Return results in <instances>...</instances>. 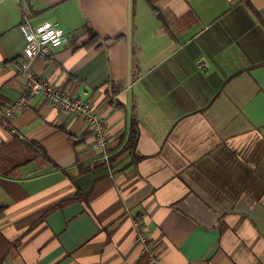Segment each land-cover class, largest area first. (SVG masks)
<instances>
[{"label": "crops", "instance_id": "obj_1", "mask_svg": "<svg viewBox=\"0 0 264 264\" xmlns=\"http://www.w3.org/2000/svg\"><path fill=\"white\" fill-rule=\"evenodd\" d=\"M0 0V106L26 90L20 24L67 34L0 121V264H264V0ZM96 35L99 45H92Z\"/></svg>", "mask_w": 264, "mask_h": 264}, {"label": "built area", "instance_id": "obj_2", "mask_svg": "<svg viewBox=\"0 0 264 264\" xmlns=\"http://www.w3.org/2000/svg\"><path fill=\"white\" fill-rule=\"evenodd\" d=\"M20 29L25 39V46L23 49L24 57L19 60V72L24 78L26 90L10 104L0 106V121L26 108L29 98L34 94H40L63 112L84 115L93 134L94 145L105 150L108 142L105 119L99 114L93 113L88 103L80 104L60 87L46 82L30 66L29 60L36 54L52 55L54 50L66 43L67 34L65 30L60 25L50 21H43L36 25L24 21L20 24ZM137 230L136 240L148 255L149 263L159 264L156 254L151 251V242L145 231L141 229V225H137Z\"/></svg>", "mask_w": 264, "mask_h": 264}, {"label": "trees", "instance_id": "obj_3", "mask_svg": "<svg viewBox=\"0 0 264 264\" xmlns=\"http://www.w3.org/2000/svg\"><path fill=\"white\" fill-rule=\"evenodd\" d=\"M147 1L150 3L152 9L154 10L157 9L156 6L154 5V2H155L154 0H147ZM91 42H92V45H96V46H98L100 43L96 35L92 36Z\"/></svg>", "mask_w": 264, "mask_h": 264}]
</instances>
